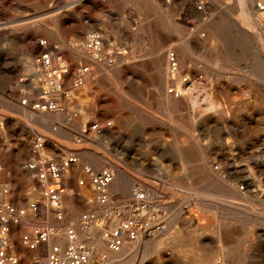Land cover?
<instances>
[{"label":"rangeland","instance_id":"374dc122","mask_svg":"<svg viewBox=\"0 0 264 264\" xmlns=\"http://www.w3.org/2000/svg\"><path fill=\"white\" fill-rule=\"evenodd\" d=\"M140 1L0 0V205L3 203L14 206V216L17 218H13L18 220L16 224H9V236L15 232L10 236L13 247L10 253L18 254L21 264H33L34 261L35 264H40L42 258L45 260V250L40 251L46 249V244L37 253L29 250L23 241L24 236L30 235L32 231L55 228L64 232L74 228L71 224L73 219H82L86 214L96 215L102 228L109 230L113 227V220H126L140 208L143 212L144 229L148 227L156 230L163 227L164 232L158 239H163L165 243L158 252H147L140 264H170L172 260L178 261L182 259L176 250L180 244L184 245V249L187 248L182 253L186 255L183 259L187 260V264H264V27L261 28L260 40H247L245 35L253 34L250 28H240L238 24L241 19H237L236 24L230 20V10L233 7L237 17L242 15L237 11L236 0H227L223 7H219L215 0ZM152 24L156 27H152ZM261 25L264 26V21ZM183 29L184 33L181 31ZM39 30H45V34L33 36L32 41L38 47L41 46L40 49L43 45H48L49 51L41 55L49 53L55 60L54 69L62 71L60 91L54 94L59 110L41 114L48 123L43 131L31 127L25 114L16 109L22 107L20 100L29 101L31 96L32 102L36 101L50 78L49 73L41 67H35V71L27 68L30 59H34L33 62L41 59L40 50L30 57L26 46L31 41L30 33ZM89 34L102 38V53L87 51L86 39ZM198 35L207 36L205 50L193 45L190 50L195 61L191 60L189 65L205 68L199 70V77L205 81L198 85L196 93L198 100H203L197 101L198 107L194 110L189 105L178 113L170 112L155 92L159 81L153 62L156 45L170 46L177 44L179 40L188 39L187 36L197 38ZM215 42L219 45L218 48L217 44H213ZM73 48L81 49L87 55L91 53L93 59L110 60L111 64L102 61L98 63L114 67L120 66L117 64V56L124 57L123 63L128 66V75L125 73L117 77L113 69L105 70L95 80L97 82L81 89L82 78L77 75L78 69L87 66L90 73H95L96 66L100 64L94 65L92 57L90 60H76L78 56L74 55ZM216 56L221 66L212 63ZM173 58L172 56L171 60ZM62 64L66 65L64 69H61ZM211 85L219 86L223 91L219 95H211L216 108L207 110L206 105L212 94ZM77 87L80 90L77 91ZM91 88L94 90L91 91ZM116 89L121 93H117ZM130 103L134 105L131 106ZM28 112L32 113L30 110ZM178 114L184 117L181 115V118ZM171 115L174 116L173 120ZM92 124H97L99 128H91ZM82 134L94 139L92 141L96 149L107 154L127 173L135 195L143 197V202L131 201L134 198L129 195V189L125 188L115 193L106 205L97 206L94 203L96 196H90L83 203L75 195L76 189L70 183V187L66 185V191L73 194L71 203H67L64 195L61 202L64 220L58 222L53 212L49 214L46 211L43 206L46 199L38 193L39 189L43 193V187L33 177V173L26 171L24 167V164L37 160L30 143L31 137L43 135L46 149L44 147L41 156H38H46L59 164L63 157L77 156L69 152L68 144L75 137L73 143L79 145ZM176 144L185 150L187 146L186 151L192 153L191 159L183 162L174 150L173 146ZM198 148L200 149L197 150ZM199 154H202V158ZM77 158L78 162L69 169L71 172L68 170L67 175L76 177L78 181H89L85 167L92 168L95 173L103 167L113 172L115 170V167L111 168L113 166H98L82 161L79 156ZM86 186L87 184L81 188ZM184 187H191L192 190L186 191ZM4 190L7 195L3 194ZM32 203L38 204L37 214L31 211ZM101 209L105 210L103 216L98 214ZM141 215H137L138 219ZM85 230L87 237L79 238L90 251L96 241L95 230L92 224L87 225ZM52 240L57 242L55 238ZM195 255L200 256L197 262L193 261ZM210 258L212 262L209 263ZM108 260L109 254L104 249H96L91 258L92 264H105Z\"/></svg>","mask_w":264,"mask_h":264},{"label":"bare ground","instance_id":"6f19581e","mask_svg":"<svg viewBox=\"0 0 264 264\" xmlns=\"http://www.w3.org/2000/svg\"><path fill=\"white\" fill-rule=\"evenodd\" d=\"M112 1V0H111ZM134 1V0H133ZM138 1H140V0H138ZM216 1V3H217V5H219V7L221 6V7H223L222 5H225L226 4V1L227 0H215ZM214 1V2H215ZM141 2V1H140ZM147 2V1H146ZM155 2V1H154ZM114 3V2H113ZM123 3V2H122ZM149 3H151V1L149 2ZM204 3V2H203ZM236 3H237V11L238 12H240L242 15H241V17L239 18V17H237V12H236V10H235V8L233 7L231 10H230V20L232 21V22H234L235 24L237 23V19H241V23L240 24H238V26L240 27V28H242V29H244L245 27H249L250 28V31L253 33L252 35H245V38L247 39V40H250V39H255L256 41L261 37V28H263L264 26L263 25H261V22L262 21H264V7H263V9H261V7H259V5L261 6V5H264V0H236ZM84 4V3H83ZM117 4V3H116ZM128 4V3H127ZM128 5H130V4H128ZM142 5V4H141ZM150 5H152V4H150ZM150 5H149V7H150ZM146 6H147V4H146ZM154 6V5H153ZM122 7V6H121ZM157 7H158V5H157ZM96 8V7H95ZM153 7H151V9H152ZM120 9V8H119ZM147 9H149V8H147ZM160 9V8H159ZM121 10V9H120ZM155 10V9H154ZM157 10V9H156ZM222 10H224V9H222ZM158 11H161V10H158ZM158 11H156V12H158ZM219 11V10H218ZM150 12H151V10H150ZM149 12V13H150ZM229 12V11H228ZM141 13V12H140ZM148 13V12H147ZM162 13V12H161ZM158 14V13H157ZM219 14V13H218ZM146 15V14H145ZM148 15V14H147ZM165 15V14H164ZM239 15V14H238ZM151 16V15H150ZM153 17V16H152ZM156 17V16H155ZM165 18V17H164ZM213 18H214V16H213ZM67 20H68V18H66ZM155 20H156V18H155ZM216 20V19H215ZM149 22V21H148ZM151 22H152V20H151ZM210 22H211V20H210ZM217 22V21H216ZM153 23V22H152ZM168 23H170V22H168ZM175 23V22H174ZM222 24L224 23V22H221ZM55 24V23H54ZM70 24V23H69ZM173 24V23H172ZM180 24V23H179ZM178 24V25H179ZM207 24V23H206ZM226 24V23H225ZM58 25V24H57ZM63 25V24H62ZM71 25V24H70ZM144 25H146V24H144ZM153 25V24H152ZM156 25V24H155ZM158 25V24H157ZM210 25V24H209ZM66 26H68V25H66ZM76 26V25H75ZM146 26H148V25H146ZM146 26H144L145 27V29H146ZM174 26V25H173ZM173 26H171L172 28H173ZM212 26V25H211ZM224 26V25H223ZM223 26H221L222 28H223ZM230 26V25H229ZM228 26V27H229ZM58 27V26H57ZM152 27H154V25L152 26ZM156 27V26H155ZM154 27V28H155ZM184 27V26H183ZM183 27H180V28H183ZM220 27V26H219ZM54 28H56V27H54ZM154 28H153V30H154ZM169 28V27H168ZM174 28H177L176 26L174 27ZM207 28V27H206ZM209 28V27H208ZM218 28V27H217ZM160 29V28H159ZM170 29V28H169ZM178 29V28H177ZM177 29H175V31L177 30ZM199 29V28H198ZM228 29V28H227ZM35 30V29H34ZM33 30V31H34ZM148 30V29H147ZM157 30V29H156ZM185 29H183V30H181L182 32L184 31ZM203 30V29H202ZM220 30V29H219ZM240 30V29H239ZM245 30V29H244ZM249 30V29H248ZM45 31V30H44ZM44 31H35V32H31L30 33V35L29 36H31V41L30 42H28V43H26V46L29 48V51H30V57H33L36 53H37V51H39L40 50V58L42 57V55H41V53H43V52H45V51H49V46L47 45V46H44L43 45V47H42V49H40V47H38L32 40H33V36H38V35H44L45 34V32ZM145 31V30H144ZM205 31H207V30H205ZM210 31V30H209ZM212 31V30H211ZM221 31H223V30H221ZM229 31V30H228ZM140 32V31H139ZM154 32V31H153ZM172 32V31H171ZM178 32V31H177ZM185 32V31H184ZM183 32V33H184ZM214 32H215V30H214ZM218 32V31H217ZM232 32H234V31H232ZM57 33H58V31H57ZM140 33H142V31L140 32ZM159 33V32H158ZM179 33V32H178ZM223 33V32H222ZM227 33H230V32H227ZM237 33V32H236ZM235 32H234V34H236ZM56 34V33H55ZM136 34V33H135ZM154 34V33H153ZM220 34V33H219ZM21 35V34H20ZM47 35H49V34H47ZM46 35V36H47ZM90 35L91 34H89L88 36H87V39H86V49H87V43H89V41H90ZM144 35V34H143ZM159 35L160 36H162V37H165V36H163V34L161 35V33H159ZM184 35V34H183ZM212 35H213V33H212ZM230 35H232V34H230ZM230 35H229V37H230ZM242 35V34H241ZM28 36V35H27ZM79 36V35H78ZM137 36V35H136ZM177 36H180V35H177ZM199 36V35H198ZM214 36V35H213ZM236 36V35H235ZM45 37V36H44ZM55 37V36H54ZM65 37V36H64ZM83 37V36H82ZM96 37L99 39V40H101L97 35H96ZM149 37V36H148ZM153 37V36H152ZM156 37V36H155ZM169 37V36H168ZM187 37H189L188 39H183V40H179L178 41V43L177 44H174V45H170V46H165V45H163V46H161V45H156V55H155V57H154V60H153V62H154V67H155V69H156V71H157V74L159 75V81H158V83L156 84V93H157V95L156 96H158L161 100H162V102H163V104L165 105V108L167 109V110H169L170 112H177L178 113V111L179 110H182V109H184V108H186V107H188L189 105L190 106H192V109L194 110V109H196L197 107H198V104H197V101H200V100H198V98H197V89H199V84L201 83V82H204L205 80H202L199 76V70L201 69V68H204V67H198V66H196V67H193L191 64L189 65V62H191V60H193L192 59V56L193 55H191V47L194 45V47H195V45L196 46H199L200 48H202V49H204L205 48V43H206V35H200L199 37H197V38H194V37H191V36H187ZM209 37V36H208ZM222 37V36H221ZM232 37V36H231ZM234 37V36H233ZM239 37V36H238ZM20 38V37H19ZM51 38H52V36H51ZM56 38L59 40V37L57 36V34H56ZM55 38V39H56ZM62 38V37H61ZM85 38V37H84ZM175 38V37H174ZM182 38H183V36H182ZM185 38H186V36H185ZM212 38V40H213V37H211ZM211 38H209V39H211ZM223 38H224V36H223ZM244 38V37H243ZM244 38V39H245ZM38 39V38H37ZM140 39V38H139ZM143 39V38H142ZM172 39V38H171ZM216 39V38H215ZM215 39H214V41H215ZM226 39H227V37H226ZM232 39V38H231ZM235 39V38H234ZM241 39V38H240ZM46 40V39H45ZM79 40V39H78ZM82 40V39H81ZM134 40V39H133ZM164 40V39H163ZM166 40H167V38H166ZM173 40V39H172ZM224 40V39H223ZM238 40V39H237ZM260 40V39H259ZM261 40H263V39H261ZM24 41V40H23ZM22 41V42H23ZM66 41V40H65ZM160 41H161V38H160ZM168 41V40H167ZM217 41H219V38H218V40ZM225 41V40H224ZM230 41V40H229ZM244 41V40H243ZM21 42V43H22ZM40 42V41H39ZM46 42V41H45ZM62 42V41H61ZM64 42V41H63ZM154 42H155V40H154ZM166 42V41H165ZM208 42H209V40H208ZM213 42V41H212ZM245 42V41H244ZM252 42V41H251ZM159 44H160V42H158ZM221 42H219V44H220ZM226 43H227V41H226ZM25 44V43H24ZM44 44V43H43ZM46 44V43H45ZM66 44V43H65ZM65 44H63V45H65ZM155 44V43H154ZM169 44H171V42L169 43ZM213 44H217L216 42L215 43H213ZM230 44V43H229ZM39 45V44H38ZM99 45H100V48L98 49V50H96V53H102V48H103V44H102V42H100L99 43ZM130 46V45H129ZM154 46V45H153ZM217 46V48H218V44L216 45ZM145 47V46H144ZM213 47V46H212ZM224 47V46H223ZM51 48H52V46H51ZM216 48V47H215ZM245 48V47H244ZM53 49V48H52ZM68 49V48H67ZM66 49V50H67ZM147 49V48H146ZM81 50V49H80ZM80 50H78V49H76V48H73L72 49V51H73V53H74V55H76V56H78V57H76V60H82L83 61V59H88V60H90L91 58L90 57H92L90 54V56L89 55H87L86 53H84L83 51H80ZM83 50V49H82ZM85 50V49H84ZM205 50V49H204ZM223 50H224V48H223ZM223 50H221V51H223ZM63 51V50H62ZM87 51L89 52V50L87 49ZM155 51V50H154ZM193 51V50H192ZM216 51V50H215ZM218 51V50H217ZM239 51V50H238ZM53 53H54V51H52ZM57 52H59L58 50H57ZM225 52H226V50H225ZM72 53V52H71ZM72 53V54H73ZM104 53V52H103ZM148 53V52H147ZM207 53V52H206ZM243 53V52H242ZM45 54H49V53H45ZM60 54V53H59ZM71 54V55H72ZM149 54V53H148ZM226 54V53H225ZM44 55V54H43ZM62 55H63V53H62ZM153 55V54H152ZM203 55V54H202ZM242 55V54H241ZM49 56H50V60H49V64H46V62H45V60H42V59H37L38 61H36V62H33V60L34 59H30L28 62H27V65H28V70L29 71H35V67H41L42 69H44V70H46V72H48L49 73V75H50V78L49 79H53V84H55L56 85V87L58 88V90H57V93L60 91V87H61V78H62V71H60V70H58V72L57 73H55V75L53 74V70H55L54 69V64H55V60L52 58V56L49 54ZM66 56H67V54H66ZM149 56H150V54H149ZM172 56L174 57L173 58V60H171V58H172ZM204 56V55H203ZM245 56V55H244ZM73 57V56H72ZM153 57V56H152ZM212 57H214L213 55H212ZM133 58V57H132ZM223 58V57H222ZM29 59V58H28ZM62 59V58H61ZM130 59V58H129ZM149 59V58H148ZM211 59V58H210ZM116 60H117V64H120V66H118V65H115V67L112 65V66H110V65H106V64H111L112 63V61H110V60H106V59H102V58H99V59H93V57H92V62H93V64L95 65V64H100V63H98V62H106V64L104 63H102V64H100V65H97L96 67H97V72H93V73H90L89 72V67H87V66H85V67H87L88 69H87V71H85L84 70V68L85 67H80L79 69H78V71H77V75H79L81 78H82V80H80V84L81 85H83V88H81V89H85V86L87 85L88 86V84L90 85V83H92V82H94L95 80H97V79H99L98 77H100L101 76V74L103 73V72H105V70H111V69H113V71H115V74H116V76L117 77H119V76H122V75H124L126 72H127V70H128V66H127V64H125V63H123L124 61H125V58L124 57H119V56H117V58H116ZM151 60H152V58H151ZM205 60V59H204ZM193 61H195V60H193ZM192 61V62H193ZM200 61V60H199ZM85 62V61H84ZM88 62V61H87ZM132 62V61H131ZM173 62H175L174 63V65H173ZM210 62V61H209ZM221 62V61H220ZM73 63V62H72ZM91 63V62H90ZM129 63V62H128ZM194 63V62H193ZM213 64H215V66H219L220 65V63H219V61H218V57L216 56V58H215V60H213V62H212ZM196 64V63H195ZM209 65H210V63H208ZM222 64V63H221ZM83 65V64H82ZM130 65V64H129ZM201 65V64H200ZM227 65V64H226ZM173 66H175V67H173ZM195 66V65H194ZM207 66V65H206ZM221 66V65H220ZM78 67V66H77ZM114 67V68H113ZM73 69V68H72ZM96 69V68H95ZM152 69H153V67H152ZM205 69V68H204ZM203 69V70H204ZM217 69V68H216ZM227 69V68H226ZM43 70V71H44ZM154 70V69H153ZM152 70V71H153ZM202 70V71H203ZM223 70H225V69H223ZM91 71H93V70H91ZM113 71H112V73H113ZM211 71V70H210ZM69 72V71H68ZM153 72H155V71H153ZM213 71H211V73H212ZM44 73V72H43ZM97 73V74H96ZM104 74V73H103ZM127 74V73H126ZM107 75H108V73H107ZM111 75V74H110ZM128 75V74H127ZM132 75V74H131ZM66 76V75H65ZM74 76V75H73ZM213 76V75H212ZM219 76V75H218ZM225 76V75H224ZM158 77V76H157ZM206 76L204 75V78H205ZM220 77V76H219ZM222 77V76H221ZM45 78V77H44ZM101 78H103V77H101ZM107 78V77H106ZM216 78V77H215ZM48 79V80H49ZM218 79V78H217ZM217 79L215 80V81H217ZM223 79V78H222ZM103 80H105V79H103ZM110 80V79H109ZM156 80V79H155ZM75 81V80H74ZM118 81V80H117ZM223 81H224V79H223ZM95 82H97V81H95ZM151 83V82H150ZM207 83V82H206ZM209 83V82H208ZM219 83V82H218ZM217 83V84H218ZM224 83V82H223ZM66 84H67V82H66ZM154 84V83H153ZM203 84V83H202ZM202 84H200V85H202ZM225 84H226V81H225ZM149 85V84H148ZM207 85V84H206ZM219 85V84H218ZM79 86V85H78ZM225 86V85H224ZM155 87V86H154ZM202 87H204V86H202ZM87 88V87H86ZM117 88V87H116ZM208 88V87H207ZM206 88V89H207ZM74 89V88H73ZM77 89V91L78 90H80V89H78V87L76 88ZM152 89V88H151ZM200 89H202L201 87H200ZM204 89V88H203ZM205 89V90H206ZM233 89V88H232ZM52 90V89H51ZM70 90V89H69ZM92 90H94L93 88H91V91ZM208 90V89H207ZM206 90V91H207ZM35 91V90H34ZM33 91V92H34ZM153 91V90H152ZM200 91V90H199ZM202 91V90H201ZM200 91V92H201ZM211 93L212 94H210V98H209V102H208V104L206 105L207 106V110H210V109H213L214 110V108H216V103L212 100V98L213 97H211V95H214V94H218L219 95V93L221 94V92L223 91V89L221 88V87H219V86H214V85H211ZM232 91V90H231ZM234 91V90H233ZM45 92V90H42L41 92H40V94L42 95L43 93ZM116 92L117 93H121V91L119 92V90H117L116 89ZM203 92V91H202ZM79 93V92H78ZM153 93V92H152ZM155 93V94H156ZM205 94H206V92H204ZM210 93V92H209ZM123 94V93H122ZM41 95H40V97L38 98V97H36L37 98V100L36 101H34V102H32L33 101V99H32V97L30 96L29 97V101L26 99V101H23V102H21V100H20V105L22 106V107H17L16 109L18 110H21V112H23L25 115V119H26V121H27V123L32 127H36V128H39L40 130H44L45 128H46V126H47V120H46V118H44V116H41V114H43V113H48V112H57L58 110H43L42 108H37V107H35L34 105L36 104V103H42V102H44L43 101V97H41ZM120 95V94H119ZM203 95V94H202ZM233 95V94H232ZM27 96H28V94H27ZM205 96V95H204ZM217 96V95H216ZM120 97H121V95H120ZM201 97V96H200ZM157 99V98H156ZM226 99V98H225ZM203 100V99H202ZM215 100V99H214ZM15 101V100H14ZM64 101V100H63ZM66 101V100H65ZM216 101V100H215ZM229 101V100H228ZM58 102V101H57ZM60 102V101H59ZM161 102V103H162ZM202 102V101H201ZM154 103V102H153ZM160 103V104H161ZM130 105L131 106H133L134 104H132V103H130ZM202 105V104H201ZM200 105V106H201ZM9 106V105H8ZM204 108H206L205 106H203ZM158 108V107H157ZM203 108V109H204ZM201 109V108H200ZM32 111V113H29L28 111ZM89 111V110H88ZM168 111V112H169ZM190 111V110H189ZM204 111V110H203ZM215 111H216V109H215ZM214 111V112H215ZM20 112V113H21ZM141 112V111H140ZM167 112V113H168ZM186 112H187V110H186ZM217 112V111H216ZM64 113V112H63ZM145 113V112H144ZM183 113V112H182ZM200 113H201V111H200ZM210 113V112H209ZM213 113V112H212ZM212 113H210V114H212ZM36 114H39V115H36ZM57 114V113H56ZM62 114V113H61ZM147 114V113H146ZM189 114V113H188ZM206 114V113H205ZM178 115H180V114H178ZM182 115V114H181ZM180 115V116H181ZM207 115V114H206ZM209 115V114H208ZM52 116V115H51ZM177 116V115H176ZM179 116V117H180ZM183 116V115H182ZM182 116H181V118H182ZM193 116V115H192ZM200 116V115H199ZM64 117V116H63ZM145 117H146V115H145ZM184 117V116H183ZM49 118V117H48ZM58 118V117H57ZM62 118V117H61ZM152 118V117H151ZM171 120H173V118H174V116L173 115H171ZM177 118V117H176ZM180 118V119H181ZM186 118V117H185ZM184 118V119H185ZM192 118V117H191ZM198 119H199V117H197ZM150 119V118H149ZM154 119V118H153ZM190 119V118H189ZM209 119V118H208ZM54 120H55V118H54ZM151 120V119H150ZM175 120V119H174ZM191 120V119H190ZM193 120V119H192ZM202 120V119H201ZM207 120V119H206ZM61 121V120H60ZM59 121V122H60ZM185 121H187V119L185 120ZM189 121V120H188ZM49 122V121H48ZM58 122V121H57ZM58 122V123H59ZM174 122V121H173ZM183 122V121H182ZM197 122V121H196ZM203 122V121H202ZM214 122V121H213ZM184 123V122H183ZM194 123H195V121H194ZM205 123V122H204ZM176 124H180V123H176ZM190 124V123H189ZM199 124V123H198ZM206 124V123H205ZM208 124V123H207ZM54 125V124H53ZM63 125V124H62ZM197 125V124H196ZM29 126V127H30ZM65 126V125H64ZM90 126V125H89ZM174 126V125H173ZM52 127V126H51ZM63 127V126H62ZM72 127V126H71ZM86 127V126H85ZM168 127V126H167ZM170 127V126H169ZM179 127V126H178ZM190 127V126H189ZM73 128V127H72ZM71 128V129H72ZM81 128V127H80ZM99 128V127H98ZM171 128V127H170ZM175 128H177V127H175ZM174 128V129H175ZM183 128V127H182ZM50 129V128H49ZM58 129V128H57ZM59 129H60V127H59ZM63 129V128H62ZM68 129H70L69 127H68ZM81 130H83V129H81ZM168 130V129H167ZM170 130V129H169ZM183 130V129H182ZM45 131H47V130H45ZM54 131V130H53ZM92 131V130H91ZM99 131H100V129H99ZM103 131H105V130H103ZM174 131V130H173ZM179 131V130H178ZM184 131H186V129L184 130ZM192 131H193V129H192ZM74 132V131H73ZM97 132V131H96ZM177 132V131H176ZM80 133V132H79ZM84 133V132H83ZM40 134V133H39ZM85 134V133H84ZM67 135V134H66ZM69 135V134H68ZM95 135H96V133H95ZM101 135H102V133H101ZM188 135V134H187ZM186 135V136H187ZM190 135V134H189ZM188 135V136H189ZM37 136H39V137H41L42 138V140L44 141V147H45V142H46V140H45V137L42 135H37ZM57 136H59V135H57ZM70 136H71V134H70ZM74 136V135H73ZM97 136V135H96ZM187 136V137H188ZM81 137V140H80V144L79 145H76V144H74L73 143V141H74V139H75V137H74V139H73V141L71 142V140H70V144H68L69 145V148H70V151L69 152H71V153H75L77 156H79L80 158H81V160L82 161H84V162H90V163H92V164H96V165H107V166H113V167H111L112 169L115 167V170H114V180H113V182H112V184L108 187V189H107V193H108V197H109V200H108V202L110 201V198L115 194V193H118L119 191H121L122 189H125V188H128L129 189V191H130V196L131 197H133L134 199H132L131 201H133V202H139V203H141V202H143L142 201V198L143 197H141V196H136L135 194H136V192L135 191H133V185H131V181H130V179L128 180V178H127V173L125 172V171H123L120 167H119V165H117V163H115L107 154H105V153H103V152H100L99 150H97L96 149V146H95V143H93V141L92 140H94V139H92L91 140V138H89V137H87V136H85V135H81L80 136ZM94 137V136H93ZM49 138V137H48ZM50 138H52V137H50ZM56 138V137H55ZM58 138V137H57ZM97 138V137H96ZM53 139V138H52ZM175 141H176V139H174ZM49 141V140H48ZM101 142V141H100ZM177 142H179V141H177ZM192 142H193V139H192ZM58 143V142H57ZM176 143V142H175ZM191 143V142H190ZM51 144V143H50ZM100 144V143H99ZM179 144H181V143H179ZM179 144H176L175 146H173L174 147V150L177 152L176 154H178V157L183 161V162H186L192 155V153L190 154V153H188V151H186L188 148H187V146H185L186 147V150L183 148H181V145H179ZM62 145V144H61ZM64 145V144H63ZM103 145V144H102ZM195 145V144H194ZM26 146V145H25ZM33 146V145H32ZM183 146V145H182ZM195 146H197V145H195ZM30 147V146H29ZM44 147L43 148H41V150H35V148H33L32 147V149H33V151H34V153H36L37 155L39 154L40 156H41V153H42V151L44 150ZM190 147V146H189ZM45 149H46V147H45ZM200 148H198L197 150H199ZM196 150V149H195ZM197 150H196V152H197ZM25 151V150H24ZM201 152V151H200ZM199 152V153H200ZM202 153V152H201ZM27 154V153H26ZM204 154V153H203ZM200 155H202V154H199V157H200ZM59 156V155H58ZM73 156V155H72ZM75 156V155H74ZM76 156V157H77ZM193 158V157H192ZM195 158V157H194ZM200 158H202V157H200ZM204 158V157H203ZM191 159V158H190ZM198 159V158H197ZM77 160H78V158H77ZM193 161H194V159H193ZM80 162V161H79ZM181 162V161H180ZM204 162V161H203ZM61 163H62V161H61ZM61 163H59L60 165H61ZM182 163V162H181ZM189 163V162H188ZM183 164V163H182ZM204 164H205V162H204ZM203 164V165H204ZM79 165H80V163H79ZM73 166H75V164H73V165H71L69 168H65V169H63V171H62V182H63V185H64V187H65V191L64 192H62L61 194H60V203L65 199L66 201H67V203L68 204H70L71 203V196L73 195V194H70V192H67L66 191V188H68L66 185H67V181H68V179H66V176H67V172H68V170L69 169H71V167H73ZM81 166V165H80ZM83 166V165H82ZM185 166H186V164H185ZM188 166V165H187ZM205 166V165H204ZM203 166V167H204ZM23 167V166H22ZM189 167V166H188ZM104 168V167H103ZM181 168H183V167H181ZM192 168V167H191ZM193 168L195 169V167L193 166ZM186 169V168H185ZM188 170V169H187ZM192 170V169H191ZM24 171V170H23ZM27 171V170H26ZM70 171V170H69ZM84 171H85V168H84ZM71 172V171H70ZM83 172V171H82ZM188 172V171H187ZM33 173V172H32ZM186 173V172H185ZM196 173V172H195ZM85 174L88 176V182L86 183V181L85 180H83V182H84V184L83 185H80L79 184V182L81 181H77V185H78V187L79 188H77L76 189V191H75V195H77L79 198H80V201L81 202H83V203H85V201L86 200H88L87 198H89L90 196H96V198H95V201H94V203H96V205L97 206H99V205H103V204H100L98 201H97V198H98V196H99V193L97 192V190L95 189V187H94V185L92 184V177L90 176V174L89 173H87L86 171H85ZM75 175H76V173H75ZM74 175V176H75ZM84 176V175H83ZM70 178V177H69ZM76 178V177H75ZM130 178V177H129ZM86 180H87V178H86ZM37 181L39 182V184L43 187V191L46 189V187H48V186H50L51 185V181L50 180H48V181H46V182H40L38 179H37ZM138 183V182H137ZM87 184V186L84 188V189H82L81 187L82 186H85ZM74 187V186H73ZM148 186H146V188H147ZM149 188V187H148ZM13 189V188H12ZM184 189L187 191V190H192V188L191 187H184ZM154 190V189H153ZM5 191V190H4ZM39 192V195H44L41 191L42 190H38ZM155 191V190H154ZM7 192V191H6ZM135 192V193H134ZM147 192H149V191H147ZM184 192V191H183ZM10 193H12V192H10ZM4 194V193H3ZM26 194V193H25ZM1 195V194H0ZM36 195V194H35ZM64 195V196H63ZM199 195V194H198ZM32 196V195H31ZM66 197V198H64L63 199V197ZM43 197V196H42ZM45 197V196H44ZM62 197V198H61ZM195 197H197V196H195ZM195 197H192V199H195ZM199 197V196H198ZM197 197V198H198ZM213 197V196H212ZM1 198H2V196H1ZM29 198H31V197H29ZM41 198V197H40ZM45 199H46V203H44V208L46 209V211L47 212H49V214H51L50 212H53L54 213V215H56L55 214V212H54V210L51 208V204H50V202L48 201V199L45 197ZM213 199H215V198H213ZM40 200V199H39ZM218 200V199H217ZM4 201V200H3ZM41 201V200H40ZM192 201V200H191ZM187 202H190V200H188ZM208 202V201H207ZM210 202V201H209ZM64 203V202H63ZM213 203H214V201H213ZM38 204H39V202H38ZM37 204V205H38ZM66 204V203H65ZM30 205V204H29ZM206 205V204H205ZM85 206L87 207V205L85 204ZM90 207V206H89ZM92 207H95V206H92ZM43 208V207H42ZM100 208V207H99ZM213 208V207H212ZM87 209V208H86ZM88 209H90V208H88ZM251 209V208H250ZM249 209V210H250ZM254 209V208H253ZM21 210V209H20ZM28 210V209H27ZM39 210V209H38ZM61 210H62V207H61ZM247 210V209H246ZM252 210V209H251ZM19 212V211H18ZM254 212V211H253ZM257 212V211H256ZM243 213V212H242ZM20 214V213H19ZM22 214H25V213H22ZM29 214V213H28ZM99 215H101V216H103V215H105V210H103V209H101L100 211H99V213H98ZM250 214V213H249ZM47 215V214H46ZM98 215V216H99ZM22 216V215H21ZM29 216V215H28ZM53 216V215H52ZM15 217H16V215H15ZM30 217V216H29ZM32 217V216H31ZM30 217V218H31ZM54 217V216H53ZM252 217V216H251ZM2 217H1V205H0V229L1 228H3L4 226H8V228H9V224L10 223H14V224H16V223H18V220H15L14 218V220L13 219H11V218H3V219H5V220H2L1 219ZM79 218V217H78ZM245 219L247 218V217H244ZM256 218V217H255ZM128 219H132V220H134V219H137L138 220V216H134V215H132L130 218H128ZM23 220V219H22ZM64 220V219H63ZM62 220V221H63ZM254 220V219H253ZM256 220V219H255ZM5 221H7V222H5ZM20 221V220H19ZM61 221V222H62ZM21 222V221H20ZM25 222V221H24ZM95 221H89V222H87V221H85V220H83V218L82 219H73L72 220V222H71V224H72V226L74 227V229L76 230V233H77V236H78V241L79 242H81L82 240H80V238H79V236H81V237H84V236H86V230H85V228H86V226L87 225H90V224H92L93 225V229L95 230V245L94 246H91V249H90V251H89V255H90V259L92 258V255H93V253H94V251L97 249H104L105 251H107V253L109 254V260H108V262H106L105 264H140V262L142 261V259L145 257V254L147 253V252H151V251H154L155 253L156 252H158L159 250H160V246H162V245H164L165 243H164V240L162 239V240H159L158 239V237L164 232V230H163V227H159V228H157L156 230H150V228H143V229H140V230H138L137 232H136V236H135V238L134 239H130V238H128L125 234H124V236H123V238H124V244H123V247L121 248V250L120 251H118V252H115V251H113V250H111L110 249V247H109V244H108V242H107V239L105 238V234H103L102 233V230H103V228H102V226L99 224V222L97 221V222H95ZM121 221H117V220H113L112 221V226L114 227V226H116V225H118L119 223H120ZM173 223V222H172ZM256 223V222H255ZM181 227V226H180ZM153 228H155V227H153ZM179 228V227H178ZM13 230H14V228H13ZM12 230V231H13ZM63 230V229H62ZM27 232V231H26ZM13 233H15L14 231H13ZM13 233H12V235H10V236H13ZM29 233V232H28ZM169 233V232H168ZM186 233H188V232H186ZM9 234H10V228H9V232H8V234H7V236H1V234H0V253H1V239H3V238H6L7 240H8V242H9V247H8V249H7V254H10V255H13V254H11L10 253V250L13 248L12 247V240L10 239V236H9ZM167 234V233H166ZM26 236V235H25ZM24 236V237H25ZM90 236V235H89ZM27 238H30L31 237V233H30V235L28 234L27 236H26ZM87 237V236H86ZM53 238H55V239H57V243H59L60 245H62V246H67V244L68 243H70V241H69V239H68V236H67V234H66V230L64 231V232H61L60 230L59 231H57L56 232V235L55 236H53L52 237V239ZM94 238V237H93ZM92 238V239H93ZM52 239H50V242L52 243L53 242V240ZM83 239V238H82ZM94 240V239H93ZM23 241H24V238H23ZM23 241H21V242H23ZM55 242V241H54ZM202 242V241H201ZM94 243V242H93ZM192 243V242H191ZM23 244V243H22ZM222 244V243H221ZM220 244V245H221ZM17 245V244H16ZM45 245V244H44ZM44 245H42L41 247H40V249L44 246ZM48 248H49V244H46V249L44 248L42 251H40V252H44V250H45V253H46V251L48 250ZM229 248V247H228ZM28 249L29 250H31L29 247H28ZM183 249H184V245L183 244H180V247L179 248H177L176 250H177V252L181 255V258L182 259H180V260H178V261H176V260H172L171 261V263L170 264H187L188 262H187V260H184L183 259V257H186V255L184 256V255H182V253H183ZM187 249V248H186ZM186 249H184V250H186ZM190 249V248H189ZM197 249V248H196ZM230 249V248H229ZM175 250V251H176ZM191 250H193L192 248H191ZM214 250V249H213ZM13 251V250H12ZM18 251V250H17ZM27 251V250H26ZM33 251V250H32ZM187 251V250H186ZM204 252V251H203ZM211 252V251H210ZM227 252V251H226ZM237 252V251H236ZM39 253V252H38ZM232 253V252H231ZM186 254V253H185ZM217 254V253H216ZM223 254V253H222ZM30 255V254H29ZM33 255V254H32ZM43 255V254H42ZM157 255V254H156ZM164 255V254H163ZM168 255V254H167ZM189 255V254H188ZM209 255V254H208ZM219 255V254H218ZM231 255V254H230ZM238 255V254H237ZM210 256V255H209ZM213 256V255H212ZM225 256V255H224ZM236 256V255H235ZM241 256V255H240ZM33 257V256H32ZM40 257V256H39ZM200 257V256H199ZM199 257L198 256H194L193 257V261L194 262H197V261H199ZM231 257V256H230ZM203 258H205L204 256H203ZM237 258V257H236ZM239 258V257H238ZM38 259V258H37ZM160 259H162V256L160 257ZM33 260V259H32ZM38 261H40V260H38ZM216 261V260H215ZM225 261V260H224ZM231 261V260H230ZM0 262H1V256H0ZM208 262L210 263V262H212V259L210 258L209 260H208ZM229 262V261H228ZM227 262V263H228ZM36 262L34 261L33 262V264H35ZM221 263V262H220ZM40 264H46V262H45V260H43V258H42V261H41V263ZM163 264V263H162Z\"/></svg>","mask_w":264,"mask_h":264},{"label":"built area","instance_id":"2783aa9c","mask_svg":"<svg viewBox=\"0 0 264 264\" xmlns=\"http://www.w3.org/2000/svg\"><path fill=\"white\" fill-rule=\"evenodd\" d=\"M263 9L264 5H259ZM99 40L95 34L90 35V41L87 43V49L94 51L100 48ZM49 54L42 55L41 59L45 60L46 64H49ZM66 65L62 64L61 69H64ZM87 67L84 68L87 71ZM58 70H53V74L57 73ZM52 89V90H51ZM58 88L53 84V79H49L47 82V87L45 92L41 95L43 97L42 103H36L34 106L37 108H42L43 110H58L59 106L54 94L57 93ZM97 124H92L91 128L96 129ZM30 143L35 150H41L44 147V141L39 136H32ZM37 159L34 162L24 164L26 170L33 172V177L38 179L40 182H46L50 180L52 183L50 186L46 187L43 191L44 196L48 199L51 204V208L55 212V220L60 222L63 220V211L61 210L60 194L65 191V187L62 182V171L65 168H69L71 165L78 162L76 156L63 157L61 165L52 159H47V157H39L37 154L34 156ZM85 171L92 177V184L99 193L97 201L100 204L106 205L108 203L109 197L107 193L108 187L112 184L114 180V172L111 169L103 168L97 173H95L92 168L85 167ZM80 185L84 182L81 180ZM7 195V192L4 191ZM23 211V210H22ZM21 211V212H22ZM31 211L34 214L38 213V206L36 203L31 204ZM16 213L14 206L10 204L1 203V219L3 218H13ZM143 212L140 208L134 216L141 215ZM83 220L97 221L96 215L86 214L82 216ZM7 222V221H5ZM143 217L137 219H126L121 221L118 225L112 227L109 230L103 228L102 233L105 234V238L109 244L111 250L118 252L121 250L124 244V234L130 238L134 239L136 232L143 229L145 225H142ZM9 232L8 226L1 228V236H7ZM57 230L55 228H47L43 230H34L31 232V237H24V243L33 251L39 252L40 247L44 244H49V248L44 254V259L46 264H92L88 248L85 243L78 241V236L74 228L67 229L66 234L70 243L67 246H62L57 242H50L53 236L56 235ZM1 262L0 264H21V257L18 254H7V249L9 247V242L6 238L1 239Z\"/></svg>","mask_w":264,"mask_h":264},{"label":"crops","instance_id":"0c3cea01","mask_svg":"<svg viewBox=\"0 0 264 264\" xmlns=\"http://www.w3.org/2000/svg\"><path fill=\"white\" fill-rule=\"evenodd\" d=\"M70 177V178H69ZM66 179H68V181H67V185H68V187H70V183H72V185L74 186V189H77V188H79L78 187V185H77V179L75 178V177H73V176H71L70 174H68L67 176H66ZM77 180V181H76ZM72 186V187H73Z\"/></svg>","mask_w":264,"mask_h":264}]
</instances>
